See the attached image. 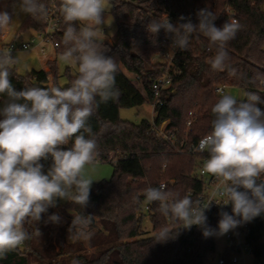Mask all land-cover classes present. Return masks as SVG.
Instances as JSON below:
<instances>
[{"label":"trees","instance_id":"16d2710c","mask_svg":"<svg viewBox=\"0 0 264 264\" xmlns=\"http://www.w3.org/2000/svg\"><path fill=\"white\" fill-rule=\"evenodd\" d=\"M18 0H0V11H7L12 18ZM112 14L117 23L114 39L105 38L100 47L107 49L105 55L116 61V87L119 95L107 102L94 106L89 117L94 138L97 141L95 161L113 162L114 170L109 179H102L91 186L89 203L82 207L71 201L56 202L39 222L28 221L25 229L31 239L0 257V264H29L32 261H46L85 249L81 240L67 242V225L58 231L48 221L52 214L61 210L73 215H92L89 225L90 246H104L92 254L78 253L74 258L79 264H206L205 257L215 251L214 235L204 237L202 230L193 225L182 227L181 222L165 217L159 211V203H148L144 190L158 187L167 181L166 190L182 198L194 190L191 198L197 201L202 190V181L194 175L195 165L201 154L184 148L181 141L195 142L209 134L215 118L211 109L220 98L212 91L215 84H230L243 90L255 92L264 100V0H111ZM46 13L49 7L58 9L61 0H39ZM228 4L237 22L241 25L235 37L225 45L229 54L228 67L223 71L213 70L208 60L216 54L217 48L202 33H197L187 49L175 57V65L182 71L174 78L171 87L163 91L161 102L156 103L154 118H142L139 122L120 116L122 107H135L152 102L153 81L167 70V64L155 60L164 51L162 45L166 33L161 29L153 34L148 25L159 20L164 6L180 17L198 20L199 10L210 9L217 19L215 26L222 27L229 20L225 11ZM61 20L55 34L59 42L57 54L65 51L63 33L66 24ZM79 30L84 25L75 22ZM44 16L26 14L19 31H43ZM200 44L210 45L211 51L201 50ZM48 69L32 68L25 73L10 70V82L15 90L27 87L57 86L65 89L76 77L71 67L65 69L66 82L61 83V72L57 58L47 61ZM229 68L236 69L231 75ZM51 76V78H50ZM139 77V78H138ZM241 98V97H240ZM237 98L238 100L240 99ZM246 98V96H245ZM6 96L0 95V108ZM264 111V103L257 104ZM4 116L0 114V120ZM166 120L167 129L174 131L175 139L157 134L153 127ZM192 122L188 125V121ZM87 136V134H86ZM74 140L70 141L72 145ZM41 164L44 160L40 161ZM243 191L244 189H239ZM146 202L148 208L143 209ZM145 215L149 216L153 233L146 235L143 228ZM217 233L219 219L207 221ZM173 230V239L161 243L155 241L162 228ZM246 241L254 256L264 262V214L248 222ZM60 260L55 264H59ZM49 264H53L52 261Z\"/></svg>","mask_w":264,"mask_h":264},{"label":"clouds","instance_id":"9594fccd","mask_svg":"<svg viewBox=\"0 0 264 264\" xmlns=\"http://www.w3.org/2000/svg\"><path fill=\"white\" fill-rule=\"evenodd\" d=\"M20 8L33 16L46 15L39 0H21ZM59 11L66 24L61 59L77 67L69 87L32 86L15 90L9 76L16 57L10 49L0 52V95L7 97L0 108L4 116L0 120V257L32 238L25 223L39 222L42 214L56 206L57 198L83 208L88 205L94 180L86 174V168L97 155V141L88 120L94 106L119 95L116 61L105 55L107 49L100 47L102 41L96 31L104 22L106 0H61ZM197 16L198 24L190 18L185 23L173 24L165 16L151 21L148 30L156 34L163 29L174 34L172 45L180 50L187 49L194 34L202 33L217 48L211 68L223 71L229 60L225 45L241 25L227 20L218 28L214 24L217 17L208 8L199 10ZM10 22L9 13L0 11V29ZM75 22L84 26L78 30ZM229 72L236 75L234 68H229ZM259 103L264 100L255 92L241 93L239 100L221 92L212 107V130L193 149L208 154L203 172L219 181L206 204L193 201L190 194L182 198L173 196L163 184L147 187L146 201L158 202L159 211L181 222L184 228L198 226L204 237L217 234L208 225L206 215L213 201L232 205V214L223 209L219 212V235L264 214V111L257 107ZM72 140L70 149L60 147ZM49 157L52 164L45 174L40 161ZM241 188L244 190L240 191ZM92 217H74L69 234L90 236L87 229ZM61 219L58 214L48 217V221L57 224ZM175 235L165 227L156 234L155 241L164 243Z\"/></svg>","mask_w":264,"mask_h":264},{"label":"built area","instance_id":"2783aa9c","mask_svg":"<svg viewBox=\"0 0 264 264\" xmlns=\"http://www.w3.org/2000/svg\"><path fill=\"white\" fill-rule=\"evenodd\" d=\"M58 10L59 8L58 9H55L53 7L48 8L47 13L45 15L46 27L43 31L40 32L37 31L21 32L19 31V27L14 30L10 23L7 27L0 29V52L10 49L12 51V54L16 57V61H17V53L20 51L37 49L38 52L42 53L43 55H46L47 44H51L52 48L56 49L59 45V42L55 39V34L60 27V20H61V16ZM225 11L228 15L229 20L237 21V18L233 15V11L228 4H226L225 6ZM165 16H167L170 22H172L173 24L185 23L189 19V17L186 16L185 20H180V16L177 13L172 12L166 6H164L163 11L161 12L160 19H163ZM191 22L193 24L199 23L193 20H191ZM101 32L102 33L106 32V29H102ZM196 36L197 34H194L190 42H193ZM173 39H174V35H165L162 41V45L164 46L165 49L162 53L158 54L155 57V60L167 64L168 68L165 71V73H163L161 76L156 78L152 83V91L154 93V96L151 102L153 106V115L151 121L153 120L155 115L154 112L155 105L156 103L161 102V95L163 91L171 87L174 78L178 75V73L182 71L181 67L175 65L174 62L176 55L181 50L175 47L174 45H172ZM200 46H201V50H205V51L212 50L210 45L200 44ZM213 57L214 55L211 56L208 60L211 61ZM227 85L228 84H224V83L215 84L212 86V91L218 95H220L221 92L226 93ZM191 122L192 121L189 120L188 125ZM166 125H167V121L164 120L159 125L153 124V127L157 130L158 135L165 138H171L174 140L175 139L174 131L172 129H167ZM203 137L191 143H187L185 140H182L181 145L184 148L190 150L191 152L199 153L194 151L193 149L199 145V141ZM60 147L64 150H68L72 147V145L68 144V145H62ZM199 154H201V157L198 158L197 163L195 165L194 175L202 181L203 185H202V190L198 194L197 201L202 204H206L208 202L209 197L212 195V192L216 189L219 181L211 174L203 172V164L208 158V154L206 152ZM51 164H52V159L50 157L48 160H44L43 172L49 169ZM261 179H264V176H262ZM257 183H260V180H258ZM161 184L167 187V181L165 180L162 181L158 185V187ZM189 193L193 194L194 190H190ZM142 207L145 210L148 208L146 202L143 204ZM221 209H223V211H227L229 214H232V205L230 203L226 205H219L215 201H213L210 210H206L208 221L212 219H220L219 212L221 211ZM247 228H248V222H245L242 223L240 226H238L236 229L230 230L228 233H226L225 237L227 242L224 246L223 253L219 255L217 259H213V253L208 254L204 259L205 263L235 264L240 259H243L242 256L247 254L249 256L254 257L255 261L253 264H264L262 260H258L255 258L251 246L246 241ZM23 244H21L19 247L23 248Z\"/></svg>","mask_w":264,"mask_h":264},{"label":"rangeland","instance_id":"374dc122","mask_svg":"<svg viewBox=\"0 0 264 264\" xmlns=\"http://www.w3.org/2000/svg\"><path fill=\"white\" fill-rule=\"evenodd\" d=\"M21 0H18L13 15L11 18V26L15 30L17 29L22 21L24 20L26 13L21 11L20 8ZM264 8V3L262 5ZM104 16V22L102 25L98 26L96 28L97 35L103 36L104 38L109 39L112 41L114 39V35L117 31V23L114 19V16L112 14V2L111 0H106V11L103 14ZM106 29V32L102 33L101 30ZM56 56L57 62L60 68L61 77L60 82L65 83L66 82V76H65V69L66 67L70 66L73 73H76L77 67L75 65H70L65 63L61 59V54H56L51 44H47V53L46 55H43L42 53L38 52L37 49H32L28 51H20L17 53V61L15 65L17 66V71L20 73H25L27 70H30L32 68H43L45 67L46 60L48 56ZM48 68V66H47ZM51 78V76H50ZM226 93L234 95L236 98H238L239 88L237 86H233L228 84L226 86ZM153 115V106L150 102H146L143 105L135 106V107H122L120 109V116L124 119H129L134 122H139L142 118H149L151 119ZM114 170V163L113 162H99L95 161L92 165L87 166L86 168V174L93 179V183H96L102 179H109L112 176ZM48 171L45 170L44 173L46 174ZM57 201L61 204L65 203V200H61L60 198H57ZM58 215L62 218L60 223H54L55 230L58 231L63 225H67V232H66V240L67 242H73L75 240H81L86 245L85 249L80 250L79 252H74L72 254H66L62 257H56L54 259L46 260V261H32L29 264H49V262L52 261L53 264L57 263V261L60 260L59 264H79L78 261L74 258L75 255L78 253H86V254H92L97 252L100 248L104 246H90L88 239L84 237H77L75 235L69 234V227L71 226L72 220L75 216L73 215V212L71 211H64L61 210V212L58 213ZM143 228L146 231V235L152 234L154 231L153 226L150 222L149 216L145 215L143 220ZM87 231L90 233L89 228ZM215 240V251L213 252V259H217L219 255L223 253L224 246L227 242L225 234L219 235L218 233L214 235ZM243 259H240L235 264H253L255 259L253 256H249L245 254L242 256Z\"/></svg>","mask_w":264,"mask_h":264},{"label":"crops","instance_id":"0c3cea01","mask_svg":"<svg viewBox=\"0 0 264 264\" xmlns=\"http://www.w3.org/2000/svg\"><path fill=\"white\" fill-rule=\"evenodd\" d=\"M53 49V51L57 54V52H56V49H54V48H52ZM54 58H57L56 56H48L47 57V60L46 61H48V60H50V59H54ZM44 69H47V63L45 64V67H43ZM152 119V118H151Z\"/></svg>","mask_w":264,"mask_h":264},{"label":"water","instance_id":"95a60500","mask_svg":"<svg viewBox=\"0 0 264 264\" xmlns=\"http://www.w3.org/2000/svg\"><path fill=\"white\" fill-rule=\"evenodd\" d=\"M97 37H98V39H99L100 41H104V39H105L103 36H98V35H97ZM241 93H243V90H242V89H239V93H238L239 98L241 97Z\"/></svg>","mask_w":264,"mask_h":264}]
</instances>
